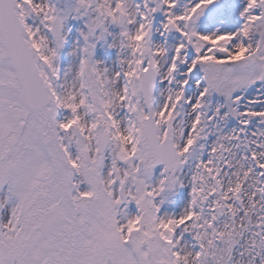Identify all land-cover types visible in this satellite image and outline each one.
Returning <instances> with one entry per match:
<instances>
[{
  "label": "snow or ice",
  "instance_id": "6c2138e0",
  "mask_svg": "<svg viewBox=\"0 0 264 264\" xmlns=\"http://www.w3.org/2000/svg\"><path fill=\"white\" fill-rule=\"evenodd\" d=\"M0 264H264V0H0Z\"/></svg>",
  "mask_w": 264,
  "mask_h": 264
},
{
  "label": "rangeland",
  "instance_id": "374dc122",
  "mask_svg": "<svg viewBox=\"0 0 264 264\" xmlns=\"http://www.w3.org/2000/svg\"><path fill=\"white\" fill-rule=\"evenodd\" d=\"M68 29H70L68 40L66 41L60 54L61 69L68 67L69 62L73 59L70 53L73 51L75 42L79 40V29L83 27V21L78 19H69L67 24ZM113 35L108 37V41L112 42L116 38V33L119 29H110ZM95 58L97 60L103 61L106 65L114 66L117 59V53L115 49H109L106 45L101 42L97 45ZM159 169H157L158 171ZM187 197V191L181 189L177 195L173 198V202L169 205H165V210L178 213L184 204ZM134 208V206H132Z\"/></svg>",
  "mask_w": 264,
  "mask_h": 264
}]
</instances>
